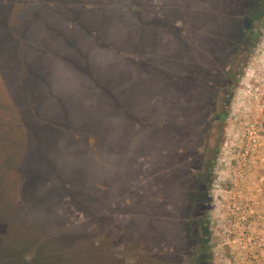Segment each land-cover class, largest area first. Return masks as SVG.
Listing matches in <instances>:
<instances>
[{"label":"rangeland","instance_id":"374dc122","mask_svg":"<svg viewBox=\"0 0 264 264\" xmlns=\"http://www.w3.org/2000/svg\"><path fill=\"white\" fill-rule=\"evenodd\" d=\"M5 1L12 0H0L8 20L0 68L2 61L23 66L14 99L27 127L9 104L0 108V156L12 154L31 182L19 191L30 207L17 208L18 221L0 219V264H73L87 250L60 248L80 225H89L96 238L92 259L251 264L264 237V0H94L91 9L116 17L117 31L96 33L98 39L89 34L97 27L88 10L71 0L9 8ZM66 6L72 11L67 30L50 38L78 47L71 61L41 74L56 80L52 90L27 72L24 64L38 72L41 60L32 45L12 36L10 20L26 28L41 21V13ZM245 16L252 19L247 35ZM102 22L112 27L107 16ZM77 35L98 48L84 40L78 45ZM66 134L74 143L60 142L63 154L54 159ZM68 150L78 159L86 155L75 163L64 155ZM43 178L54 185L43 186ZM38 185L43 197L31 192ZM44 197L51 212L39 215L42 205L35 201ZM58 210L69 222L58 223ZM76 217H82L78 226Z\"/></svg>","mask_w":264,"mask_h":264},{"label":"trees","instance_id":"16d2710c","mask_svg":"<svg viewBox=\"0 0 264 264\" xmlns=\"http://www.w3.org/2000/svg\"><path fill=\"white\" fill-rule=\"evenodd\" d=\"M29 1L30 0H24V1L21 0V2H18V3L15 2V0H12L10 2L5 1L4 6H6L8 8L10 6L11 7H13V6L19 7V5L24 6L23 3L25 5H29V4H27V2H29ZM49 2H50V0H49ZM57 3L58 4H55V5H57L60 9V7L62 6L61 5L62 3L60 1H58ZM71 3L75 4L76 6L78 4V6H80L79 8H84V11L88 10L89 13L87 14V16H90L93 23H95L93 25H95V27H97V28L100 27L101 31H98V30L94 31L93 29H95V30L97 29L94 27L89 28V30L92 31L90 33H89V31L84 29L85 32H88L90 34V36L92 34H94V35H96V37L98 39V36L96 33L100 32L101 36L103 37L104 34H110V33L114 34L117 31V29L112 26V25L116 24V17L114 15V13H101L102 11H97V10L91 9L90 5L92 3H95L94 0H71ZM98 4H100V3H98ZM106 5H107V7L110 6L109 4H106ZM82 6H84V7H82ZM70 7L71 6H69V7L66 6V8H67L66 11H53V12L41 13L42 15H45V17H43V19L41 21L39 20V18L36 19V21H37L36 24L28 25L26 28H22L17 22L10 20L12 22V25H14V27H16L15 28L16 31L12 32V36L16 37L17 39H19L23 42H25L26 44L32 45L31 48L34 49V51L36 52V55H39L38 58L41 60L38 63V68H37L38 72H36L33 68L29 67L28 65L24 64V66L27 68V72H35L37 75L42 77L43 78L42 79L43 85L45 87H48V88L51 87L52 90H54V84L56 83V80L52 76L45 77V76H42L41 74L42 73L45 74V72L47 70L49 72L50 69L57 62L58 63L59 62L65 63V62H69V60L71 61V58L74 56L72 53L75 52L73 50H75L78 47L77 46V47L73 48L72 44L70 42L67 44L69 46V48L62 47V43H61V40L59 38H55V39L50 38V36H53L57 32H60L61 30H65V31L67 30L66 27H68V24L66 22V19H68V17H70V14L72 12ZM91 7H93V6L91 5ZM96 8L97 7H95V9ZM84 11L82 12V14L85 13ZM25 12H28V11H25ZM1 14L2 13H0V38L5 36L6 22L8 21ZM16 14H19V13H16ZM106 16H107V18L111 19V26L112 27L106 26L104 23L105 21L102 22V20H104V18ZM18 18H19V16L17 17V19ZM63 20L65 21L64 23H66V25L63 23ZM100 33H99V35H100ZM18 35H20V36H18ZM28 38L32 41V43L27 42ZM75 38H76L78 45L80 43V45L82 46V40H84L85 42H88V47H90V48L93 47V49L98 48L97 44L93 41H90L89 38L86 36L84 38L83 36L77 35ZM37 39L38 40L40 39V40L37 41ZM110 43L113 44V40L110 41ZM65 49H67V50H65ZM1 64L5 68L4 69L0 68V91L5 92V94H6V99H5L6 101L5 102L6 103L3 101H0V108L3 105L8 106V104H9L11 108H8V109L11 111H15L16 114L18 112H20L21 118L23 119V121H20L19 116H17V117L15 116V117H12V120H14L16 122L20 121L25 127H27V125L24 121L25 119H24L23 113L21 112V110L16 109V108H19L18 107V101H17V103L15 101V99L17 97L15 95L16 94V87H17V85L20 84V80H19V76H18V69H20L23 66L21 65V63H19L17 61H11V62L2 61ZM48 72L46 74H48ZM231 73L233 74V72H231ZM29 93H32V91L28 92L27 95ZM15 113H14V115H15ZM0 121H1L0 123H2L3 119H1ZM0 127L4 128V126H2V125H0ZM33 136H34V134H33ZM4 139H5V131H1V129H0V151L5 150L4 149L5 148ZM64 140L65 141L67 140L70 143L69 147L72 143H74L70 138H68L67 134L61 136L59 138L58 143H57L58 146L54 150L55 151V153L53 154L54 159L56 158L57 155L63 154V152H61L62 148H61L60 142H62ZM1 141H2V143H1ZM84 142H86V141H84ZM103 143L104 142H100V146L99 147L97 146V148L103 149L106 146L105 145L103 147ZM87 148H88V145H87ZM87 148L85 151H87ZM68 151L69 152L65 153L64 155H69L68 159H70L72 157V158H74L72 161L75 160L76 162L78 161V163H79V160L84 159V156L86 155V152L84 151L85 153L80 157L81 159L80 158L78 159L77 155H75L76 154L75 152H74L75 153L74 154L72 152V150H68ZM14 163H16V162L14 161L12 154H7V155H4L2 157L0 156V200L2 202V204L0 205V208L3 206L6 210H8L7 215L4 216V215L0 214V219L2 218L3 221L6 223H8V221H7L8 217L14 218L18 221V218H15V217H17V214H18V211H16V210L19 209L21 212H23L24 209L30 207V206L28 207L27 205H24L25 202H24L23 198L20 196L19 191L22 190V192H25L24 189L26 190L29 188L28 185H30L31 178L29 176H27V173L25 171H23L24 170L23 167L20 166V168H18ZM59 169L62 171V168H59ZM64 170H66V169H64ZM49 176H50V174H49ZM67 182H68V177H66L64 179V184L67 185ZM41 183H43V186L45 185V183H48L49 185L50 184L54 185V183H51L50 178H48V180H46V178H43ZM23 186H24V188H23ZM68 187L70 189H72L71 186H68ZM32 190H31L32 193L36 192L37 195H40L41 197H43L44 192H43V189L41 188L40 185H38V188H36V190H35V188H32ZM17 193L19 194L18 197H17ZM12 195H14V198ZM31 198H32V195H31ZM30 200L33 201V199H30ZM35 202L42 205L41 206L42 211L38 212L39 215L48 214L51 212V210H48V209H50L49 207L51 204L48 201V199L46 200L45 197L41 198L40 200L38 199ZM29 203H31V202H29ZM20 206H22V208H20ZM23 207H24V209H23ZM53 208H56V207L53 206ZM60 212H59V210H58V213H55V211H54V214L57 217L58 223L59 222L64 223L65 221L69 222V220H66L64 217V216H67V214L66 213H60ZM76 219L77 220H75V221H77V222H74V224L76 226H78L81 223L80 221H82V217H76ZM88 226L89 225H83V226L80 225L76 228H73L72 234L69 236L70 237L69 243L68 244L64 243L63 244L64 248H60V249L65 250L66 248H71L72 246L74 247L76 245H79V246H82L81 248H84L85 250H87L88 253L80 252L78 254L80 259L73 262V264H76L79 262H80V264H83L85 262L90 263L92 261L90 251L92 250V246L94 247L96 245V238L91 237L92 233H91L90 229L88 228ZM60 239L64 240V237L63 238L61 237ZM71 241L73 243H71ZM77 241H79L81 243L83 242V244H79V243L74 244ZM104 242L105 241L103 240V242H101V243L103 244ZM104 249L107 250L106 247ZM83 252H86V251H83Z\"/></svg>","mask_w":264,"mask_h":264},{"label":"flooded vegetation","instance_id":"af4514ba","mask_svg":"<svg viewBox=\"0 0 264 264\" xmlns=\"http://www.w3.org/2000/svg\"><path fill=\"white\" fill-rule=\"evenodd\" d=\"M244 26H245L244 33H245V35H247L250 32L251 28H252V19L249 16H245V18H244ZM224 116H225V112L223 111V112L219 113L218 115H216V117L214 118V121L215 122H220L223 119ZM207 168H208L209 171L211 170L210 166H208ZM202 219L204 220L205 218L203 217ZM194 258L198 259L199 258V253L195 254ZM203 262H204V258L201 259L200 263H203Z\"/></svg>","mask_w":264,"mask_h":264},{"label":"built area","instance_id":"2783aa9c","mask_svg":"<svg viewBox=\"0 0 264 264\" xmlns=\"http://www.w3.org/2000/svg\"><path fill=\"white\" fill-rule=\"evenodd\" d=\"M256 244H259L260 249L253 254L254 260L251 264H264V237L259 239V241L256 242ZM250 264V263H249Z\"/></svg>","mask_w":264,"mask_h":264},{"label":"water","instance_id":"95a60500","mask_svg":"<svg viewBox=\"0 0 264 264\" xmlns=\"http://www.w3.org/2000/svg\"><path fill=\"white\" fill-rule=\"evenodd\" d=\"M247 19V18H246ZM78 257V256H77ZM93 257V256H92ZM92 257H91V262L89 263V262H85V263H83V264H116V263H114V262H116V260H115V258H113V260H112V258L111 259H109V260H107V259H105V258H102L101 259V257H102V254L101 255H98V256H96V259H92ZM97 258H98V260H97ZM70 262H71V258H70V256L67 258ZM78 259H80V257L78 258ZM100 260V261H99ZM105 260V261H104ZM69 262V263H70ZM123 264H126V263H123Z\"/></svg>","mask_w":264,"mask_h":264}]
</instances>
